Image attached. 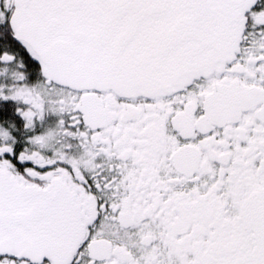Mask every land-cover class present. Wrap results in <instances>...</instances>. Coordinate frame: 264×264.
I'll return each mask as SVG.
<instances>
[{"label":"snow or ice","instance_id":"snow-or-ice-1","mask_svg":"<svg viewBox=\"0 0 264 264\" xmlns=\"http://www.w3.org/2000/svg\"><path fill=\"white\" fill-rule=\"evenodd\" d=\"M0 264H264V0H0Z\"/></svg>","mask_w":264,"mask_h":264}]
</instances>
